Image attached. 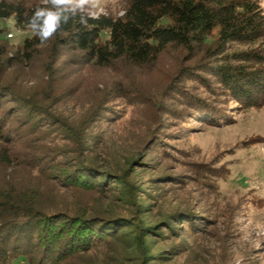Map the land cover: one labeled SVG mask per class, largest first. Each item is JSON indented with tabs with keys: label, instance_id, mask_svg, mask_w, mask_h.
Wrapping results in <instances>:
<instances>
[{
	"label": "trees",
	"instance_id": "obj_1",
	"mask_svg": "<svg viewBox=\"0 0 264 264\" xmlns=\"http://www.w3.org/2000/svg\"><path fill=\"white\" fill-rule=\"evenodd\" d=\"M40 4L41 0H0V18L13 17L22 37L15 42L14 33L0 26V264H128L130 258L132 264H156L163 256L154 251L158 238L168 240L176 230L183 234L185 225L178 224L185 222L196 230L200 222L191 215L166 212V201L138 203L125 181L115 190V185L107 184L109 172L93 169L98 165L91 160L102 136L94 137L101 143L93 145L91 131L95 124L109 122L107 115L114 113L113 103L125 96L124 87L99 89L86 113L70 119L48 112L43 101L57 95L60 84L55 73L62 62L142 67L172 47L186 53V59L203 58L201 67L191 71L194 66H182L176 75L193 87L169 83L187 105L175 114H191L202 122H208L204 115H219L213 123L229 124L227 112L224 116L211 108L194 87L217 94L204 76L209 71L229 95L228 108H250L260 102L262 0H128L117 17L94 15L87 26L78 17L69 20L45 45L26 26L27 17ZM68 53L73 58H64ZM38 55L48 89L54 93L42 101L23 95L15 83L18 70L36 66ZM113 190L123 203L119 207L106 196ZM137 212L139 216L131 219ZM144 216L149 220L141 219Z\"/></svg>",
	"mask_w": 264,
	"mask_h": 264
},
{
	"label": "rangeland",
	"instance_id": "obj_2",
	"mask_svg": "<svg viewBox=\"0 0 264 264\" xmlns=\"http://www.w3.org/2000/svg\"><path fill=\"white\" fill-rule=\"evenodd\" d=\"M127 2L101 0L94 15L117 17ZM14 22L13 17L0 18V26H7L14 41L20 42ZM187 57L182 50L169 47L156 61L142 67L116 64L99 68L65 61L55 73L60 86L54 95L39 64L42 55H38L36 66L18 70L15 83L20 93L39 101L54 95L53 101H43L47 111L68 119L86 113L99 89L124 87L125 96L113 103L114 113L107 115L109 122H99L91 131L93 145L101 143L94 137L102 136L91 160L99 169H93L109 172L107 184L115 185V190L125 181L138 203L166 201V212L191 215L200 222L196 230L185 222L178 224L185 225L183 234L176 230L169 232L168 240L158 238L154 251L163 252V256L156 264H264V95L255 107L228 108L225 99L229 95L208 71L204 76L217 94L196 86L194 91L215 111L224 116L227 112L229 124L213 123L219 115H204L208 122L191 114L178 117L175 111L187 105L168 85L174 80L172 85L179 82L193 87L192 82H180L176 75L182 66L192 65L191 71L196 70L203 60L201 56ZM115 190L106 196L119 207L123 203L112 194H118ZM139 214H132L131 219ZM141 219L148 221L149 217ZM173 246L177 249L172 250ZM127 263L132 264L131 258Z\"/></svg>",
	"mask_w": 264,
	"mask_h": 264
},
{
	"label": "clouds",
	"instance_id": "obj_3",
	"mask_svg": "<svg viewBox=\"0 0 264 264\" xmlns=\"http://www.w3.org/2000/svg\"><path fill=\"white\" fill-rule=\"evenodd\" d=\"M100 3L101 0H41V4L27 17L26 26L41 45H45L62 31L69 20L78 17L79 23L87 26Z\"/></svg>",
	"mask_w": 264,
	"mask_h": 264
},
{
	"label": "built area",
	"instance_id": "obj_4",
	"mask_svg": "<svg viewBox=\"0 0 264 264\" xmlns=\"http://www.w3.org/2000/svg\"><path fill=\"white\" fill-rule=\"evenodd\" d=\"M8 36H9V37H12V36H13V34H11V33H10Z\"/></svg>",
	"mask_w": 264,
	"mask_h": 264
}]
</instances>
